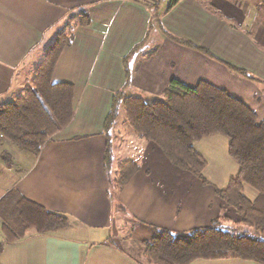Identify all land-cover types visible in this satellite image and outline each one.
<instances>
[{
	"label": "crops",
	"instance_id": "0c3cea01",
	"mask_svg": "<svg viewBox=\"0 0 264 264\" xmlns=\"http://www.w3.org/2000/svg\"><path fill=\"white\" fill-rule=\"evenodd\" d=\"M169 4L0 0V105L25 94L45 51L60 31L69 29L68 23L74 40L60 55L53 81L75 86L72 121L38 155L0 136V200L18 190L65 214L70 226L6 242L0 219L5 241L0 264H151L143 242L157 227L183 233L211 224L222 212H235L216 195L224 186L206 176L205 184L174 166L128 123L125 133L116 121L105 130L115 92L162 99L173 77L190 87L205 80L226 89L264 120V0ZM83 14L90 24L78 23ZM108 135L113 148L109 170L104 164ZM218 139L217 134L204 137L195 148L200 152L198 144ZM124 160L136 161L140 170L115 192ZM188 264L262 263L230 256Z\"/></svg>",
	"mask_w": 264,
	"mask_h": 264
},
{
	"label": "trees",
	"instance_id": "16d2710c",
	"mask_svg": "<svg viewBox=\"0 0 264 264\" xmlns=\"http://www.w3.org/2000/svg\"><path fill=\"white\" fill-rule=\"evenodd\" d=\"M178 2L171 0L169 8ZM78 23L90 24L89 16L81 15ZM67 27L69 31H60L45 51L25 94L0 105V136L32 155H38L44 144L74 117V84L53 81L60 55L74 40L71 24ZM236 71L249 77L244 70ZM122 105L135 134L155 143L174 166L192 173L205 184L208 183L204 175L207 161L195 148V142L215 134L226 136L229 155L238 163L239 171L226 187L216 189V195L241 216V223L256 231L255 235L230 231L223 226L226 217L222 216L207 226L192 229L188 236L157 227L153 237L143 242L145 259L151 264H188L196 259L233 256L264 264V120L226 89L205 80L190 87L173 77L163 98L153 101L124 91L115 92L105 120L107 132L117 120ZM112 158L108 135L104 155L107 170ZM118 170L113 183L115 192L126 186L140 166L134 160H124ZM245 185L258 192L255 200L244 194ZM0 219L6 242L23 240L31 232L51 234L70 226L65 214L47 209L18 190L8 192L0 200ZM5 241L0 239V254Z\"/></svg>",
	"mask_w": 264,
	"mask_h": 264
},
{
	"label": "rangeland",
	"instance_id": "374dc122",
	"mask_svg": "<svg viewBox=\"0 0 264 264\" xmlns=\"http://www.w3.org/2000/svg\"><path fill=\"white\" fill-rule=\"evenodd\" d=\"M167 4H169V0H161L162 7L166 6ZM116 123H117L116 127L121 132L125 133V131L123 130L125 127V123H128V122L126 120V112H125L123 105L120 107L119 116L116 120ZM217 137H219L217 141L215 142L212 141V143L201 142V144H198L197 147L200 146V150H202L200 152L207 161V167L204 170V175L207 178H209V180L216 183L217 185L225 187V185H227V183L229 182L230 178L235 177L237 175L239 171V165L229 155L228 138L221 134H217ZM189 185H191V183H189ZM191 186L195 187V185L193 184ZM244 194L252 201L258 197V192L249 185H245ZM216 210H217V207H216ZM222 217H226V219H223V226L227 228L228 230L234 231L237 233H247V234H253V235L256 234V231L253 227H250V226H247L241 223V216L239 214L235 212L231 214L228 212L227 213L222 212ZM179 234L188 236L191 234V230H187Z\"/></svg>",
	"mask_w": 264,
	"mask_h": 264
}]
</instances>
